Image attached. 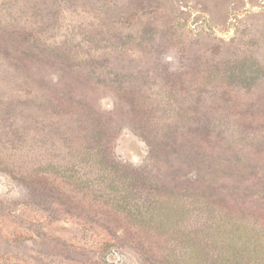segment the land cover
Listing matches in <instances>:
<instances>
[{
	"label": "rangeland",
	"instance_id": "rangeland-1",
	"mask_svg": "<svg viewBox=\"0 0 264 264\" xmlns=\"http://www.w3.org/2000/svg\"><path fill=\"white\" fill-rule=\"evenodd\" d=\"M248 187L264 0H0V264H181Z\"/></svg>",
	"mask_w": 264,
	"mask_h": 264
},
{
	"label": "trees",
	"instance_id": "trees-1",
	"mask_svg": "<svg viewBox=\"0 0 264 264\" xmlns=\"http://www.w3.org/2000/svg\"><path fill=\"white\" fill-rule=\"evenodd\" d=\"M250 193L249 187L246 191L240 188L226 189V209L234 208L235 212L226 210L225 213L217 209L219 212L216 210L210 214L207 226L190 238V257L184 258L181 264H264V226L250 219V215H258L263 210L264 191ZM160 205L154 207L159 222L146 224L153 232L160 233L156 240L167 242L169 233L176 227L169 216L176 213L172 212L174 207ZM195 210L200 213L206 208L200 202ZM160 231H164V235ZM206 254L212 255L210 261L205 258ZM172 257L174 259L171 254L166 255L167 259Z\"/></svg>",
	"mask_w": 264,
	"mask_h": 264
}]
</instances>
